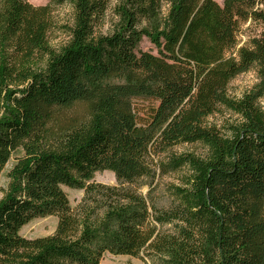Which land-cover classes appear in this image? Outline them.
<instances>
[{
  "label": "trees",
  "instance_id": "1",
  "mask_svg": "<svg viewBox=\"0 0 264 264\" xmlns=\"http://www.w3.org/2000/svg\"><path fill=\"white\" fill-rule=\"evenodd\" d=\"M62 3L61 0H50ZM115 1L117 24L97 27ZM59 50L51 4L0 0V264H264V0H74ZM146 37L157 53L139 48ZM255 71L241 97L230 83ZM90 104L47 144L52 108ZM235 116L222 130L209 118ZM201 144L203 154L171 150ZM111 171L117 184L94 180ZM183 172V173H182ZM181 173L157 198L156 179ZM83 190L73 204L65 190ZM147 188V190H145ZM58 218L30 238L31 221Z\"/></svg>",
  "mask_w": 264,
  "mask_h": 264
},
{
  "label": "rangeland",
  "instance_id": "2",
  "mask_svg": "<svg viewBox=\"0 0 264 264\" xmlns=\"http://www.w3.org/2000/svg\"><path fill=\"white\" fill-rule=\"evenodd\" d=\"M34 5L51 4L52 14L56 25L59 28L54 29L50 36L51 46L55 50H59L64 46L68 39V33L65 29L72 25L74 16V0H61L62 3L52 2L50 0H28ZM220 4L224 0H216ZM115 1H112L106 11L104 20L97 27L98 34L110 33L117 24L118 16L115 13ZM139 48L145 51H152L157 53L156 47L144 37L139 44ZM257 76L255 71H250L237 76L229 86V91L232 97H241L247 92L256 82ZM260 106L264 109V99L260 100ZM51 116L48 122L49 133L47 137V144L50 147L57 146L62 139V134L76 125L88 120L90 115V104L88 102H78L68 108H52L50 110ZM235 118L229 111L222 109L221 112L211 116L209 121L218 125L222 130L228 121H233ZM175 154L184 152H194L196 154H203L204 148L201 144H181L175 146L172 150ZM23 153L22 149H17L11 156L9 162L5 165L0 174V199L4 196L7 189L8 178L7 173L14 165L18 156ZM183 173V172H182ZM181 173H170L160 176L156 179L155 193L157 198L163 204L168 203V187L171 184L178 183ZM94 180L107 185L117 184L115 174L111 171H99L94 175ZM70 201L76 204L83 197V190L65 188ZM147 190V188H145ZM58 218L54 215L37 218L20 229V233L26 237L35 238L51 234L55 231ZM100 264H153L152 259L146 253H141L134 257L130 255H115L106 252Z\"/></svg>",
  "mask_w": 264,
  "mask_h": 264
}]
</instances>
